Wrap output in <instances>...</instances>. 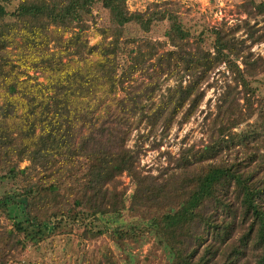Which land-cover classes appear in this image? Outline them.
Here are the masks:
<instances>
[{
    "label": "trees",
    "instance_id": "trees-1",
    "mask_svg": "<svg viewBox=\"0 0 264 264\" xmlns=\"http://www.w3.org/2000/svg\"><path fill=\"white\" fill-rule=\"evenodd\" d=\"M97 3L110 18L91 43ZM237 6L246 16L234 26L191 27L170 0L143 10L127 0H0V213L10 221L0 222V261L62 232L107 233L128 264L149 238L166 264H264V96L253 83L264 88V56L251 50L264 40V0ZM161 20L164 38L132 30ZM222 63L206 140L144 171L143 141L189 120ZM141 121L148 129L129 145ZM82 257L122 264L109 248Z\"/></svg>",
    "mask_w": 264,
    "mask_h": 264
},
{
    "label": "rangeland",
    "instance_id": "rangeland-1",
    "mask_svg": "<svg viewBox=\"0 0 264 264\" xmlns=\"http://www.w3.org/2000/svg\"><path fill=\"white\" fill-rule=\"evenodd\" d=\"M164 0H127L130 9L143 10L152 2H162ZM178 7L179 12L185 23L191 27L217 25L225 21L224 25H236L246 13L240 12L237 4L242 0H170ZM16 1L12 2V7ZM110 18L108 9L99 3L93 6L92 17H88V37L89 42H94L99 38L94 34V26L96 24L107 23ZM249 21L255 26L263 23L262 17L258 14L249 18ZM223 24V23H222ZM167 20L156 21L149 31L144 32L136 28H132L133 32L144 34L152 38H164V30L167 27ZM236 35L246 36L243 27L235 31ZM251 50L264 56V40L255 42L251 46ZM218 69L223 70L224 64H220L210 75L209 79L203 82L205 94L200 102L196 112L189 120L182 124L174 123L165 136L157 133L149 136L142 143L139 153V166L144 171L157 172L159 167L168 163V154L177 155L180 148L191 142L201 145L206 140L207 125L211 116L205 117L208 110L214 109L215 98L221 90L220 84L225 79ZM227 72V71H226ZM264 76V75H263ZM262 76V77H263ZM41 78V77H40ZM174 79L166 81L160 91L164 90L166 84H171ZM259 86V96H264L263 84L260 81H254ZM156 99V97H155ZM256 104V103H255ZM264 108V99L262 103ZM134 120V119H133ZM143 121L134 124L131 132V138L128 144L131 145L137 138L138 132L146 131ZM26 161H21L25 164ZM123 184H128L127 192L131 191L132 183L129 177L122 173L118 176ZM126 217H128L126 215ZM0 222L2 225H10V221L5 215L0 213ZM68 238L62 232H54L46 240L41 247L37 248L31 243H27L24 247H17L5 252L3 261L0 264H87V259L83 256H89L100 250H112L117 259L122 264H128L123 258V248L117 246L107 233L91 239H81L76 233L72 234V239ZM68 244H67V243ZM133 253L130 264H166V257L160 248L153 246L152 239H147L140 247L134 245L131 249ZM137 261V263L135 262Z\"/></svg>",
    "mask_w": 264,
    "mask_h": 264
},
{
    "label": "water",
    "instance_id": "water-1",
    "mask_svg": "<svg viewBox=\"0 0 264 264\" xmlns=\"http://www.w3.org/2000/svg\"><path fill=\"white\" fill-rule=\"evenodd\" d=\"M2 44L0 43V46H1Z\"/></svg>",
    "mask_w": 264,
    "mask_h": 264
}]
</instances>
